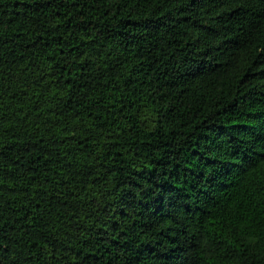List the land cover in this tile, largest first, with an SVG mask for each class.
<instances>
[{"label": "trees", "instance_id": "1", "mask_svg": "<svg viewBox=\"0 0 264 264\" xmlns=\"http://www.w3.org/2000/svg\"><path fill=\"white\" fill-rule=\"evenodd\" d=\"M0 264H264V0H0Z\"/></svg>", "mask_w": 264, "mask_h": 264}]
</instances>
